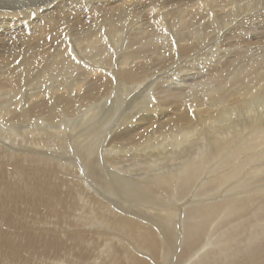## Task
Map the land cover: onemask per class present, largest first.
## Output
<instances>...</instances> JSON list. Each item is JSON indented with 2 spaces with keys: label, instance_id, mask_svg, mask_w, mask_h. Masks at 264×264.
<instances>
[{
  "label": "bare ground",
  "instance_id": "bare-ground-1",
  "mask_svg": "<svg viewBox=\"0 0 264 264\" xmlns=\"http://www.w3.org/2000/svg\"><path fill=\"white\" fill-rule=\"evenodd\" d=\"M65 1L48 8H59L64 14L68 10L64 9ZM237 1H157L146 7L147 12L132 5L119 7L116 12L121 15L117 18H110L112 14L101 12L98 7L87 9L80 5L71 10L79 24L107 29L111 34L123 28L124 21H120L125 18L128 22L157 20L159 25L175 19L179 29H165L169 31L160 34L162 39L149 40L147 36L141 47L136 46L134 37L120 51L109 47L114 49L112 52H120L116 59L107 53L112 60L106 66L102 65L104 58L91 60L92 65H84V81L58 83L59 91L55 92H40L41 89L36 95L21 93L26 83L33 80L26 70L37 66L38 59L9 54L10 60L20 57L21 63L15 71L5 69L8 61L0 47V93L5 95L4 101L2 96L0 99V165L7 167L0 166V264H264V161H252L248 169L244 164L249 157L262 155L264 159V140L261 146L244 151L242 137L223 126L231 125L223 124L231 120L228 116L238 118L234 124L237 126L247 122L245 109L247 112L249 105L263 103L264 87L261 94L258 92L260 97H256L250 94V82H264V55L251 60L247 68H238L234 76L231 64L217 65L212 60V86L209 85L213 91L202 90L201 84L202 91L161 90L138 100L141 94L147 95L153 80L161 78L167 82L171 78L167 72L179 73L198 53L210 61L213 51L204 50L216 46L223 51L221 46H239L253 40L257 44L244 33L256 25L253 22L259 14L258 4L261 7L264 0L249 1L252 5ZM168 3L179 6L171 9ZM222 3L230 12L226 14L229 19L223 20L228 31L210 40L208 33L216 31L218 23L194 19L201 15V8L214 9ZM168 7L170 10L164 14L162 10ZM4 16L0 27L13 33L23 29L15 19L5 22ZM28 23L26 30L31 33L27 39L41 42L50 50L51 23L46 25L38 19ZM199 23L201 42L196 37L192 39ZM91 28L88 35L103 36ZM187 31L193 35H186ZM123 32L119 33L120 38ZM69 46L60 52L58 62L50 63L61 67L69 57ZM76 47L80 53L81 48ZM73 51L76 52L74 47ZM154 58L156 65L151 64ZM226 71L232 79H228ZM116 88L122 90L119 98L114 97ZM6 96L11 100L7 101ZM262 110L256 115L248 113V122L254 125L256 121L260 130H264V107ZM221 118L222 123L216 124ZM204 131L209 134L206 136ZM195 132L200 138L188 141L187 136L192 137ZM169 136L173 138L170 143L164 140ZM161 137L160 142L152 141ZM258 206L257 216L251 217L249 213ZM224 211L232 217L230 225L222 223L227 215ZM259 223L263 224L260 228H251Z\"/></svg>",
  "mask_w": 264,
  "mask_h": 264
},
{
  "label": "rangeland",
  "instance_id": "rangeland-1",
  "mask_svg": "<svg viewBox=\"0 0 264 264\" xmlns=\"http://www.w3.org/2000/svg\"><path fill=\"white\" fill-rule=\"evenodd\" d=\"M61 0H0V19H1V17L3 18V14H5V18H6V20H5V22H7V21H9V19H10V21H14V19H15V21L14 22H18V24L20 25V26H22V28L23 29H21L20 30V28H18V32H14L13 33V31H11V30H9L8 28H3V27H0V34H2L3 35V39L2 38H0V47H1V50L2 51H5V57H6V59H7V61H8V65H6L7 67H5V69H14L13 71H15V67L17 68L18 67V65H20V63H21V59H20V57H16L14 60H10L9 59V57H8V55L9 56H13V55H16V56H18V55H21L22 57H26L27 59H29V60H33V56H34V60L36 59H38L37 61H38V65L37 66H33V68L31 69V70H26V74H28V75H30L32 78H33V80H31V81H28L27 83H26V86H24V88H23V90H24V92H21V93H23L24 95H36V94H39L40 92H43V91H59V89L57 88L58 87V85L61 83V82H65V83H73V84H75L76 82H77V80L80 82V81H84L83 79V72H86V70H85V66H87V65H92L91 64V60H95V58H96V60H99L100 58H104V60L103 59H101L102 60V65L103 66H106L107 64H109V63H111V58H107L108 57V55H109V57L110 56H113V58L114 59H116L117 57H118V55L120 54V50L119 49H121L122 47H124L125 48V46L127 47V44H128V42H130L131 41V39L133 40V37L135 38V40L137 41V43H136V46H138V44H142V45H144L145 44V41L146 40H148L146 37L148 36V38H149V40L151 39V40H155V38H157V39H162L163 38V36H161V35H163L164 33H166V32H168L169 30H165V29H171L169 32H172V30H177V29H179V26L178 25H175V24H177L176 23V21H175V19L171 22V23H165L164 24V22L163 23H161L160 25H159V23H158V21L157 20H145L146 22H144V20H139V21H129L128 22V19L127 18H125L126 19V21L125 20H121L120 22H122V21H124L122 24H123V28L122 29H120V31L119 30H117V31H115V32H113L112 34H113V36L111 37V33L108 31L107 32V29H101V28H99V27H97V26H91V27H88L89 25H82V24H79L78 23V21L75 19V17H74V15L72 16V11H74L73 9H76V7H78V6H80L81 5V7H85V8H87V9H89V8H91L92 6H94V7H98L99 8V10L101 11V12H106V13H108V14H112V16H110V18L112 17V18H117V17H120L119 15H121L120 14V12H116V11H118V9L117 8H119V7H126V6H130V5H132V6H130V7H132V8H135V9H141V10H143V11H145V12H147V10H146V7L147 6H149V5H152V4H154L155 2H157V1H160V2H164V1H168V0H130L129 2L128 1H126V0H66L65 2H64V4H65V7H64V9H65V11H66V13H62L61 12V10L59 9V8H57V10H56V8L55 9H52V8H48L51 4H53V3H57V2H60ZM77 1V2H76ZM84 1V2H83ZM87 1H89V2H87ZM91 1V2H90ZM181 1V0H180ZM239 2H241V1H245L244 2V4H250L249 3V1L251 2L252 0H238ZM237 1V2H238ZM256 1H258L259 3H260V0H256ZM70 2H72V3H70ZM88 3V4H86V3ZM149 2V3H148ZM68 3V4H67ZM80 3V4H79ZM110 3V4H109ZM115 3V4H114ZM130 3V4H129ZM192 3V2H191ZM241 3H243V2H241ZM8 4V5H7ZM72 4V6H70ZM78 4V5H77ZM107 4V5H106ZM114 4V5H113ZM171 4H172V2H171ZM170 3H168V6H171L170 8L172 9H177V6H179V5H171ZM180 4V3H179ZM189 4H190V2H189ZM74 5V6H73ZM110 5V6H109ZM116 5V6H115ZM125 5V6H124ZM250 5H252V4H250ZM11 6H13V7H16V8H14V9H11ZM88 6V7H87ZM115 6V7H114ZM263 7H264V5H262ZM260 7V5L258 4V7L260 8H258L259 9V11H258V13L259 14H257L258 16L256 17V20L253 22V23H256V25H254L253 24V26L247 31V32H245L244 33V37H248L249 35H250V38H254L256 41H257V44H254V40L252 41V42H250V43H248V44H241V45H239V46H225L223 43H221V44H223L224 46H221V47H223L224 49L226 48V50H224L223 48H222V50L223 51H221L219 48H217L216 46H214V48H210V49H207V50H204V51H206V52H209V51H213V53H214V57H215V59H210V61H207L206 60V56L205 55H203V53H198L199 54V56L201 57V59H200V57L198 56V55H196V58L194 59H192L191 61L192 62H190L188 65L187 64H185L184 65V67L185 68H183V69H181L180 70V72L179 73H176L175 71L173 72H167L166 73V71L165 72H163V73H166L167 75H169L170 74V76H171V78L169 79H167V82H165L164 80H162L161 78H156L155 80H153L154 82H153V84L148 88V90H147V95L146 94H141L140 95V97H139V99L138 100H141V99H143V98H145V97H151V95L152 94H157V93H159L161 90H168V93L169 92H173V90H181V91H202V90H207V89H210L211 91H213L214 90V88H211V84H212V76H211V74H210V68H211V66H212V64H213V62H217V65L218 64H220V62H221V64H231L232 65V67H233V70L231 71L232 72V74L233 73H235L237 70H239L238 68H242V67H244V66H246V67H244L243 69H245V68H247L248 66H247V64L251 61V60H253V59H255L256 57H258V56H261V55H264V38L262 39V36L264 37V8L263 7ZM35 7H37V10H36V8ZM70 7L72 8V9H70ZM144 7V8H143ZM175 7V8H174ZM219 7V8H218ZM217 8H212V9H210L209 7L208 8H201V15H199V16H196L195 17V19H194V21H207V20H211V21H214L215 23H218V25H219V28L216 30V31H218V32H216V31H214V32H211V33H208V37H210L209 39L210 40H212V39H215L216 38V36L218 37V36H221V35H223V32H226V31H228V30H226V29H228V28H226L225 26H224V24L226 23V21L224 22L223 20L224 19H229V15H226V14H229L230 12H228L227 11V8H226V6H225V4L224 3H222L220 6H218ZM221 7V8H220ZM39 8V9H38ZM42 8V9H41ZM46 8V9H45ZM170 8L168 7V8H166V9H164V10H162L163 11V13L165 14L166 12H164V11H169L170 10ZM225 8H226V10H225ZM29 10V11H26V10ZM50 9V10H49ZM112 9H113V11H112ZM168 9V10H167ZM196 9V7H194V8H192V10H195ZM9 10V11H8ZM12 10H14V11H12ZM72 10V11H71ZM208 10V11H207ZM211 10H212V12H211ZM263 10V11H262ZM38 11H43V12H38ZM48 11V12H47ZM71 11V12H70ZM223 11L225 12V15L223 14ZM227 12V13H226ZM9 13V14H8ZM16 13V14H15ZM38 13L39 14V16H37L36 14ZM43 13V14H42ZM206 13H211L210 15H207V16H204V14H206ZM217 13V14H216ZM244 13V12H243ZM10 14L12 15L13 14V16L12 17H10ZM15 14V15H14ZM35 14V15H34ZM42 14V15H41ZM50 14V15H49ZM24 15V16H23ZM30 15H32V16H30ZM70 15V16H69ZM217 15V16H216ZM261 15V16H260ZM8 16V17H7ZM30 16V17H29ZM35 16H36V19H38V20H40L41 22H45L46 23V25H49L50 23V27H51V37H50V41L48 42V45L50 46V50H47L46 49V47H44L43 46V44L40 42V43H37V42H33V43H31L32 41H30V40H28L27 39V35L29 34V33H31L29 30L27 31L26 29L27 28H29V23H28V21H35L36 19H35ZM41 16V17H40ZM44 16V17H43ZM47 16V17H46ZM54 16V17H53ZM57 16V17H56ZM220 16V17H219ZM247 16H249V15H247ZM57 19H56V18ZM67 17V18H66ZM223 17V18H222ZM250 17V16H249ZM33 18V19H32ZM40 18V19H39ZM46 20H45V19ZM74 20H72V19ZM59 19V20H58ZM70 19V20H69ZM207 19V20H206ZM220 19V20H219ZM2 20H4V19H2ZM2 20H1V22H2ZM56 20H58V21H56ZM68 22H67V21ZM89 21H91V20H87V22L88 23H90ZM150 21V22H149ZM156 21V22H155ZM244 21V20H243ZM257 21V22H256ZM4 22V21H3ZM47 22L49 23V24H47ZM61 22V23H60ZM67 22V23H66ZM76 22V23H75ZM131 22H132V24H131ZM134 22V23H133ZM153 23V25H152V23ZM222 22V23H221ZM69 23H71L70 25H68ZM78 23V24H77ZM138 25V26H140V28L136 25V24ZM149 23V24H148ZM67 24V27L65 26ZM74 25V27H73V25ZM126 24V25H125ZM128 24V25H127ZM130 24V25H129ZM139 24H141L143 27H145V28H143L141 25H139ZM156 24V25H155ZM167 24V25H166ZM198 24V23H197ZM196 24V27H195V29L193 30V32L195 31V35H193V32L191 31H187L186 33H189V34H186V35H191L192 36V39L194 40V38L196 37L197 39H199V41L201 42V38H200V36H201V33L199 32V30H200V23H199V25H197ZM228 24V23H227ZM258 24H260V25H262V26H260V25H258ZM2 25V24H1ZM56 27H55V26ZM58 25V26H57ZM60 25V26H59ZM151 25V26H150ZM172 25V26H171ZM222 25V26H221ZM63 26H64V28H63ZM71 26V27H70ZM80 26V27H79ZM125 26V27H124ZM130 26V27H129ZM165 28H164V27ZM53 27V28H52ZM58 27V28H57ZM76 27H77V29H76ZM149 27V28H148ZM153 27V28H152ZM166 27H168V28H166ZM177 27V28H176ZM223 27V28H222ZM257 27H260V28H258L257 29ZM2 28V29H1ZM71 28V29H70ZM82 28V29H81ZM88 28H91L92 29V31L94 32V33H96V34H103V36L101 37V38H99V37H96V36H94V35H88L87 34V31H88ZM95 28V29H94ZM199 30H198V29ZM222 28V29H221ZM57 29V30H56ZM61 29V30H60ZM69 29H70V31H69ZM100 29V30H99ZM124 29V30H123ZM130 29L132 30V32L130 31ZM133 29L134 30H136V31H134L133 32ZM146 29H148L149 30V32H147L148 30H146ZM153 29H155V31L153 30ZM220 29V30H219ZM9 30V31H8ZM26 30V31H25ZM56 30V31H55ZM76 30H77V33H76ZM96 30V31H95ZM102 30V31H101ZM2 31V32H1ZM5 31V32H4ZM7 31V32H6ZM19 31H21L22 32V34H20V32ZM60 31H62V32H64L63 34H62V32H60ZM65 31H67V32H65ZM69 31V32H68ZM119 31V32H118ZM122 31H124L123 33H122V35H121V38L119 37V33L120 32H122ZM126 31V32H125ZM130 32V35H128L129 34V32ZM137 31H139V32H137ZM144 32V33H142V32ZM221 31H222V33H221ZM13 34H12V33ZM72 32V33H71ZM84 32V33H83ZM153 32H154V34H153ZM216 32V33H215ZM6 33H8L7 34V36L5 37V35H6ZM27 33V34H26ZM55 33V34H54ZM82 33V34H81ZM109 33H110V35H109ZM117 33V34H116ZM134 33V34H133ZM215 33V34H214ZM221 33V34H220ZM259 33V34H258ZM26 34V35H25ZM70 34V35H69ZM76 34V35H75ZM143 34V35H142ZM158 35V36H156V35ZM161 34V35H160ZM212 34V35H211ZM256 34V35H255ZM20 35V36H19ZM62 35H63V37H62ZM81 35V37L79 38V36ZM108 35V37H110V38H113V39H108V37H106ZM119 37V39H120V41H119V39L117 38V36ZM131 35H132V37H131ZM143 36V38H142V36ZM151 35H152V38H151ZM155 35V36H154ZM255 35V36H254ZM258 35V36H257ZM17 36V37H16ZM57 36V37H56ZM70 36V37H69ZM73 36V37H72ZM77 37V39H75L76 37ZM123 36H124V38H123ZM136 36V37H135ZM140 36V37H139ZM145 36V37H144ZM190 36V37H191ZM211 36H212V38H211ZM15 37V38H14ZM106 37V38H105ZM116 37V38H115ZM129 37V38H128ZM257 37V38H256ZM258 37H259V39H258ZM9 38V39H8ZM24 38V39H23ZM26 38V39H25ZM61 38V39H60ZM66 38H68V39H66ZM71 38V39H70ZM80 40H79V39ZM91 38V39H90ZM131 38V39H130ZM154 38V39H153ZM8 39V40H7ZM11 39V40H10ZM13 39V40H12ZM17 39H18V41H17ZM64 39V40H63ZM67 40V42H66V40ZM84 39V40H83ZM89 39H90V41H89ZM97 41H96V40ZM106 39V40H105ZM115 39V40H114ZM124 39V40H123ZM130 39V40H129ZM143 39L145 40V41H143ZM4 40H6V41H4ZM10 40V41H9ZM58 40V41H57ZM63 42H62V41ZM81 40H83V43H82V41ZM109 40V41H108ZM262 40V41H261ZM3 41V42H2ZM26 42V43H24V42ZM55 41H56V43H55ZM77 41H79V42H77ZM105 41V42H104ZM123 41H125L124 43H123ZM140 41V42H139ZM58 42V43H57ZM84 42H86V43H84ZM99 42V43H98ZM113 42V43H112ZM8 43V44H7ZM29 43V44H28ZM78 43V44H77ZM92 43V44H91ZM98 45H96V44ZM102 43V44H101ZM229 43L230 44H232L233 43V41L229 38ZM68 44V45H67ZM82 44V45H81ZM88 44H91V45H88ZM105 44V45H104ZM122 44V45H121ZM140 44V46H138V47H141L142 45ZM263 44V45H262ZM28 45V46H27ZM70 45V46H69ZM76 45H78V47H80L81 49H80V53H78V50L76 49L77 47H76ZM85 45H87V48H88V50L86 49V46ZM101 45V46H100ZM116 45H118V46H116ZM124 45V46H123ZM263 47H262V46ZM70 47L71 48V51L73 52H69L70 54H74L72 57H73V59H72V57L70 58V54H68V56L69 57H67V60L65 61V63L64 64H62L61 65V67L60 66H55V62H58V60H60V58H59V55H60V52L64 49V48H66V47ZM90 46V47H89ZM100 46V47H99ZM104 46V47H103ZM108 46V47H107ZM263 48V49H261V47ZM34 47V48H33ZM73 47H74V50L76 51V52H74L73 51ZM84 47V48H83ZM93 47V48H92ZM96 47V48H95ZM114 48L115 50H116V47H117V50H119L118 51V53L117 52H112V50H114V49H110V48ZM230 47V48H229ZM12 48V49H11ZM29 48H30V50H29ZM32 48V49H31ZM54 48V49H53ZM90 48V49H89ZM102 50H100V49ZM105 48H107V49H105ZM215 48H217L216 50H215ZM42 51H41V50ZM93 49V50H92ZM97 49V50H96ZM261 49V50H260ZM0 50V53H3L2 51ZM85 50H86V53H84L85 52ZM106 52V51H108V52H106V54L104 53V51ZM111 50V51H110ZM116 50V51H117ZM28 53V55H27V53ZM30 51H32L31 53H30ZM89 51V52H88ZM92 51V52H91ZM110 51V52H109ZM218 51V52H217ZM225 51V52H224ZM16 52V53H15ZM24 52V53H23ZM39 52V53H38ZM222 52V53H221ZM232 52V53H231ZM26 53V54H25ZM41 53V54H40ZM82 53V55H81V57L80 56H77V55H80ZM97 55H96V54ZM103 53V54H102ZM107 53H109L108 55H107ZM215 53H218L217 55H215ZM219 53H221V54H224V55H219ZM262 53V54H261ZM90 55V57H89V55ZM105 54V55H104ZM116 54V55H115ZM43 55V56H42ZM95 55V56H94ZM101 55H104V57L103 56H101ZM37 56H38V58H37ZM77 56V57H76ZM83 56V57H82ZM204 56V57H203ZM223 56V58H221ZM88 57V58H87ZM221 59H220V58ZM19 58V59H18ZM42 58V59H41ZM75 58V59H74ZM79 58V59H78ZM141 58V57H140ZM203 58V59H202ZM218 58H219V60H218ZM225 58V59H224ZM18 59V60H17ZM72 59V61H70ZM106 59V60H105ZM111 59V60H110ZM197 59V60H196ZM216 59L219 61H216ZM223 59V60H222ZM44 60V61H43ZM53 60L55 61L54 62V65H53V63L51 64L50 62H53ZM100 60V61H101ZM109 60V61H108ZM204 60H206V62H203ZM212 60H214L213 62H212ZM237 61V62H234V61ZM76 61V62H75ZM196 61H198V64H197V62ZM20 62V63H19ZM80 62V63H79ZM105 62V63H104ZM136 62V61H135ZM152 62H154V63H151V64H153V65H156L157 63H156V60H155V58H154V60H152ZM159 62V61H158ZM210 62V63H209ZM234 62V63H233ZM243 63V64H241L240 65V63ZM31 63H33V61H31ZM77 63V64H76ZM104 63V64H103ZM202 63V64H201ZM209 63V64H208ZM41 64V65H40ZM66 64H68V65H66ZM72 64V65H71ZM106 64V65H105ZM205 64V65H204ZM66 65V66H65ZM71 65V66H70ZM85 65V66H84ZM203 65V66H202ZM207 65V66H206ZM236 65L238 66H240V67H237L236 68ZM244 65V66H243ZM49 66H50V68H49ZM52 66H53V68H52ZM132 66V65H131ZM39 67V68H38ZM44 67V68H43ZM76 67V68H75ZM204 67H206V68H204ZM227 67V66H226ZM155 68V67H154ZM228 68V67H227ZM55 69H59L58 71L57 70H55ZM80 69V70H79ZM185 69V70H184ZM187 69H188V71H187ZM53 70H54V72H53ZM66 70V71H65ZM69 70V71H68ZM73 70V71H72ZM151 70H153V69H151ZM57 71V72H56ZM65 71V72H64ZM43 74H42V73ZM67 72V73H66ZM80 72V73H79ZM60 73V74H59ZM172 73H175V74H172ZM186 73V74H185ZM172 74V75H171ZM179 74V75H178ZM1 75H3V70L0 68V76ZM80 75V76H79ZM174 75V76H173ZM182 75V76H181ZM36 76H37V78H36ZM226 76L228 77V79H232V78H230V76H231V74H230V72L228 73L227 71H226ZM233 76H234V74H233ZM46 77V78H45ZM56 77V78H55ZM74 77H75V79H74ZM232 77V76H231ZM0 78H2V77H0ZM73 78V79H72ZM37 79V80H36ZM158 79H160V80H158ZM187 79V80H186ZM190 79V80H189ZM64 80V81H63ZM67 80V81H66ZM169 80V81H168ZM177 80V81H176ZM190 81V82H187V81ZM209 80H210V83H209ZM32 82H33V84H32ZM38 82V83H37ZM186 82V83H185ZM208 82V83H207ZM59 83V84H58ZM167 85H166V84ZM196 83V84H195ZM27 84H30V85H27ZM35 84H36V86H35ZM57 84V86H55ZM155 84V85H154ZM178 84V85H177ZM201 84H202V87L204 88V89H202V87H201ZM211 86H210V85ZM258 84L260 85V86H258ZM29 86V87H28ZM31 86H33V87H31ZM39 86H41V88L39 89L38 87ZM54 86V87H53ZM191 86V87H190ZM210 88H209V87ZM47 87V88H46ZM56 87V88H55ZM199 87H201V89L199 88ZM207 87V88H206ZM261 87H264V82H260V83H254L253 82V84H252V82H250V88H251V92L252 93H250L251 95H254V96H256V97H260V89H262ZM30 88V89H29ZM35 88V89H34ZM44 88V89H43ZM49 88V89H48ZM53 88V89H52ZM179 88V89H178ZM193 90H192V89ZM254 88V89H253ZM42 89V90H41ZM46 89V90H45ZM119 89V90H118ZM34 90V91H36V92H32V91ZM38 90H41L40 92H38ZM253 90V91H252ZM30 93H29V92ZM260 94H259V93ZM33 93V94H32ZM117 93V94H116ZM116 93H114V97H120L121 95H123L122 94V90L120 89V88H116ZM255 93V94H254ZM257 93V94H256ZM119 94V95H118ZM3 98H2V97ZM5 95H2V93H0V99L2 98L3 100L2 101H4L5 99V97H4ZM113 96V95H112ZM118 97V98H119ZM9 96H6V99H7V101L9 100ZM15 102L18 100H16L15 98H12ZM10 100H11V98H10ZM9 100V101H10ZM22 101V102H21ZM20 101V103H24L23 102V100H21ZM261 102H263V103H260V102H258L257 103V105L255 106H251V105H249V107L247 108V112H246V109H245V115H246V119H248L247 120V122H246V120L244 121L243 119H244V117H242V121H244V123L242 122V123H240V125H234L235 123H238V118H236V116L235 117H232V118H230V116H228V118L229 119H231L230 121H228V122H226V123H223V124H231V125H223L224 127H228L229 128V130H233L232 132L235 134V136H240V137H242V144H241V147H242V150H244V151H248L249 150V148H254V145H255V147H257V146H259L261 143H263V141H261V140H264V130H260V128H258L257 127V122L256 121H254V125H251L249 122H250V114H252L253 112L255 113V115H256V113H261V112H263V107H264V101H261ZM114 103V102H113ZM226 103L224 102V105H225ZM260 107H259V106ZM258 106V107H257ZM115 108V105H114V107H113V109ZM250 108V109H249ZM255 108V109H254ZM258 108V109H257ZM250 110V111H249ZM259 111V112H258ZM251 112V113H250ZM248 113H250L249 115H248ZM242 115H244V113H241ZM240 114V115H241ZM231 115V114H230ZM136 117L134 116L133 118H132V120L133 119H135ZM233 118H235V119H233ZM234 120V121H233ZM249 121V122H248ZM255 122H256V124H255ZM214 123V122H213ZM219 123H222V118H221V120H217L216 121V124H219ZM248 123V124H247ZM242 124V125H241ZM222 125H206V127H211V128H219V130H221L222 128H224ZM255 126H256V128H255ZM250 128H252V129H250ZM257 128H258V130H257ZM257 131H259V133L258 134H256V132ZM261 131V132H260ZM206 134V136H207V134H209V132L208 131H204ZM244 134H246L245 136H244ZM260 134V135H259ZM193 136L191 137V135H188L187 136V140L188 141H192L193 139H194V141H196V140H198L199 138H200V134L198 133V132H195L194 134H192ZM249 136H251V137H249ZM189 137H190V139H189ZM245 137V138H244ZM162 138L163 137H161V138H153L152 139V141H154V142H160V140H162ZM171 136H169V137H167L166 139H164L165 141H167L168 143H170L169 141H171V140H173V138H171ZM164 140L163 141H161V142H164ZM247 140V141H246ZM259 142V143H258ZM261 142V143H260ZM261 146V145H260ZM248 160H246V161H244V164H245V167H246V169H248L249 168V165H250V162L252 163V161H253V163H256V162H259V161H264V159L262 158V155H261V157H253V158H251V157H249V158H247ZM251 161H250V160ZM257 159V160H256ZM2 165V168H5L6 166H3L4 164H1ZM0 165V166H1ZM6 169H7V167H6ZM260 208H259V206L258 207H254L252 210H251V212L249 213V215L251 216V217H256L257 216V213H258V210H259ZM255 213H254V212ZM225 212H226V216H225V218H224V220H223V222L222 223H224V224H231L230 222L232 221V217H229V215H228V213H227V211H224V213L223 214H225ZM254 213V214H253ZM230 219V220H229ZM229 221V222H228ZM263 224H261V223H259V225H256V227L255 226H252L251 228H260L261 226H262ZM230 232V231H229ZM228 233V232H227ZM216 235V232L214 233V235L213 236H215Z\"/></svg>",
  "mask_w": 264,
  "mask_h": 264
}]
</instances>
